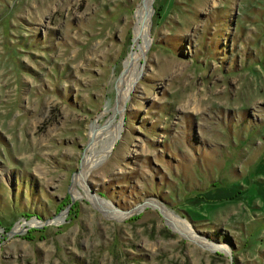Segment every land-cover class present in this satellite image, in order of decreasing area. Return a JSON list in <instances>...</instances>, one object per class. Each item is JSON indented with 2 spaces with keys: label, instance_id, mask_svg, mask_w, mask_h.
Returning <instances> with one entry per match:
<instances>
[{
  "label": "rangeland",
  "instance_id": "374dc122",
  "mask_svg": "<svg viewBox=\"0 0 264 264\" xmlns=\"http://www.w3.org/2000/svg\"><path fill=\"white\" fill-rule=\"evenodd\" d=\"M140 2L0 0V264H264V0H150L121 105Z\"/></svg>",
  "mask_w": 264,
  "mask_h": 264
},
{
  "label": "bare ground",
  "instance_id": "6f19581e",
  "mask_svg": "<svg viewBox=\"0 0 264 264\" xmlns=\"http://www.w3.org/2000/svg\"><path fill=\"white\" fill-rule=\"evenodd\" d=\"M150 5V0H141L140 5H139V9L138 12L136 13V18H135V27L133 28V32H134V49L132 50V56H130V59L132 60V64H131V68L127 74L125 83L123 84V90H122V95L120 98V104H123V100L124 98H126L128 92L130 91L131 88V84L134 83L135 78L137 77V74L139 73V68L136 64L137 60L141 57L144 56L143 55V51L145 50V43L147 42V33L146 31H144L147 26L146 20H147V12H145V6ZM149 9V8H147ZM120 105V108H121ZM117 131V130H116ZM114 132V130H113ZM106 146H104V148H106ZM104 152V149H103ZM100 156V155H98ZM97 156V157H98ZM89 163V161L84 158L82 161V169L80 170V172L78 173L77 177H76V181H80L81 178H83V173L82 170L85 169L87 166V164ZM107 208V207H106ZM107 211H109V213H112L114 215H122V212L114 210V208H107L105 209ZM131 213V212H129ZM123 215H127V213H123ZM168 219H170L171 221L177 220V218H174L171 216V214H168ZM175 222V221H174ZM181 225L183 226V231L185 233H189L188 230V226L185 224L184 221L179 220L178 221ZM221 248V247H220Z\"/></svg>",
  "mask_w": 264,
  "mask_h": 264
}]
</instances>
